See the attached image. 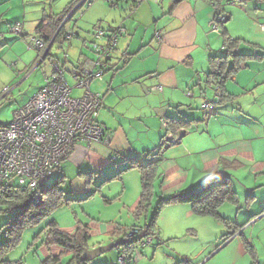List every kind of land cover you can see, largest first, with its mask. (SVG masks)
Returning <instances> with one entry per match:
<instances>
[{
  "label": "crops",
  "instance_id": "1",
  "mask_svg": "<svg viewBox=\"0 0 264 264\" xmlns=\"http://www.w3.org/2000/svg\"><path fill=\"white\" fill-rule=\"evenodd\" d=\"M70 1L68 0L67 3ZM132 1H119L117 5L110 6H120L119 8L124 13L122 18L118 16L117 12L106 9L103 4H101V9L99 8L92 13L96 6L91 5L89 10L82 15L84 20L81 18L80 23L78 19L74 21L75 24L72 22L70 24L73 25L72 37L74 36L73 39L77 38L78 40L77 60H80L81 63L79 67H82L87 61L94 60L89 59L90 56L85 52L86 45H89V43L82 42L88 41V38L80 36V31L85 32L87 35L91 34L92 40H94L92 34L98 28L108 31L120 27L122 33L111 56L110 67L101 80L92 81L91 84L96 83V86L93 91L90 89L91 92L100 94L102 97L101 105L97 111V122L102 127L105 137L102 142H94L89 146L85 143L75 145L68 158L69 161L76 164L80 169L84 164L88 165L90 168L80 173H92L93 175L95 172V176L99 174L104 180L122 172L131 171L132 169H126L125 165L127 166V163L120 169L111 171H104L103 169L119 158L122 162L130 159H137L141 163L152 161L150 156L145 155L153 151L157 152L159 145H161L165 132L161 119H183L189 120L190 123L179 130L180 133H183L180 141L161 150V162L157 169L158 182L155 184V189L156 185H159L161 193L158 194H161L160 196H172L186 193L209 181L213 172L226 173L231 179L230 174H228L230 169H236L242 167L245 162L251 163L254 161L252 156L253 144H251V139L240 140L238 135L229 134L225 137L227 129L230 131L237 129L241 125L239 120L245 121L248 116L238 104L236 107L233 105L235 103L234 99L238 96L235 93L234 85L231 83L242 84L238 81V73L230 77L218 90L207 84L209 59L222 56L223 40L221 43L219 40L222 38L218 40L221 32L218 33L220 36H217L210 31V23L216 5L213 6L207 0H181L179 2H175V0H135L134 5ZM247 1L249 0H224L219 5L227 15L229 6H223L224 3L232 2L233 7L235 4L246 5L247 8L250 3ZM50 4L51 2L48 3V11H51ZM60 12L55 11L52 13L58 14ZM101 13H104V15H100ZM230 16L228 14V21ZM16 22L23 24H21L22 32L27 36L23 29L25 24L21 20H16L11 24V27ZM225 24L223 28L227 35L232 39L242 41L237 49L238 53L243 55L257 53V51L251 53V43L241 38L244 36L242 32L238 33L239 37H234L230 26L228 27ZM156 33H159L158 38ZM100 42L99 44H104V40ZM242 45L247 46L250 51H242ZM255 47L257 48V46ZM64 58L63 64L56 60V64H59L58 66H60L62 72L66 65V59H68L67 54ZM78 69L74 71L77 72ZM249 86L246 85L244 88H250ZM155 88H160V90H155ZM216 93H219V102L221 100L220 94H223L224 98L221 103H217L218 101L215 100ZM212 94L213 101H209L208 98ZM198 100H201L202 105L206 102L211 103L212 115L208 116L205 110L203 111V118L199 117L198 111L193 110L195 109L193 104L197 106ZM123 104H126V106L123 107ZM116 105H118V109ZM120 105L121 107H119ZM185 108L187 112L190 111V114L184 115ZM217 108H221V110L215 114ZM129 113H133V116L129 117ZM115 114L123 116L125 121L139 120L141 126L137 129H140V131L137 133L132 132V134L131 128H128L124 122L114 125L112 117ZM221 114L228 116V118L218 120L222 117ZM211 125L213 128H211ZM192 126H196V128L188 131ZM198 126H202V128L197 130ZM136 134H144V138H137ZM107 137L109 141H106ZM113 156H115V160H112ZM61 165H59L54 175H62L66 180L64 174H59ZM77 176L78 179H82L79 175ZM95 178L99 179V177H93V179ZM78 179L72 180L71 183L81 184ZM129 182H134V179H129ZM82 185V192H84L85 182ZM158 199L161 198L157 197L156 201ZM129 200H131L129 207L135 210L137 197L133 195L129 197ZM164 209L161 213H167L168 215L182 211L184 218L187 220L194 216L188 204H173L166 206ZM146 216L147 214L144 217L146 218ZM186 223L189 222H184L181 229H184ZM120 228L117 225L109 229L107 234H109L112 243L119 241L112 233L115 229ZM122 229L126 230L123 227ZM173 229L175 231H172V233L163 232L158 230L156 225L158 242L163 244L176 239L180 231L178 223ZM74 230L64 232L73 234ZM242 235L243 233L240 236ZM161 237H168V239L163 240ZM220 238L217 239L219 241L218 245H220ZM236 238L237 236L218 248V245H216L214 250L204 249V243L198 249L196 259H194L195 257L189 259L184 255L174 253L173 255H166L167 258L158 261L157 264H184L183 260H189V264H205L225 249L223 257L229 264H248V261L242 260L239 255L246 256V254H249L246 249L248 247L254 251L255 255L252 256L251 254V256L256 258L257 247L251 242V236L244 238V243ZM239 244L242 245V248ZM43 247L42 258L44 259L49 255L57 256L61 253L58 247L49 249ZM142 254L140 257L135 255L136 258L133 261L135 264L146 262L143 259L144 257L141 259Z\"/></svg>",
  "mask_w": 264,
  "mask_h": 264
},
{
  "label": "rangeland",
  "instance_id": "2",
  "mask_svg": "<svg viewBox=\"0 0 264 264\" xmlns=\"http://www.w3.org/2000/svg\"><path fill=\"white\" fill-rule=\"evenodd\" d=\"M67 1L0 0V35H2V37L0 36V44H3L0 47V125L10 123L13 118V112L27 103L39 91V88L44 86V74L50 75L52 73V69L47 60L39 67H36L42 56H39V59L36 61L38 52L30 47V43L32 42L31 39L35 37L34 29L40 20L42 11L45 10L47 12L49 9L48 3L51 2L50 9L52 12H60L68 4ZM247 2H250L247 8L246 5L240 6L239 4H235L233 7L232 2L224 3L223 6L229 7L227 9V15L225 12L222 14L225 17L228 14L231 15L230 20L225 25L230 26L234 37H239L238 33L240 32L243 33L244 36L241 38L251 43V53L257 51V54L264 55V1L249 0ZM101 4L105 5L106 9L108 8V10L117 12L119 17L122 18L124 16V13L119 8L120 6L110 7L106 0H88L79 9L73 21L79 19L80 21L78 22L80 23L82 15L89 10L91 5L96 6L92 11L94 13L97 9H101ZM104 13L100 15H104ZM16 20H21L25 24L23 28L27 34L25 40L16 39L17 35L13 34L12 31L10 32L11 24ZM7 28L9 29L7 30ZM71 33L73 35V32ZM215 34L220 36V34ZM79 35L88 38L86 42L89 45H86L87 49H85V52L90 56L89 59H94L95 55L91 51V43L93 41L91 34L87 35L85 32L80 31ZM220 38L222 37H218V40ZM77 42L78 40L75 38L69 43L63 44L61 48H58L57 45L53 46L50 51L51 56L60 64H63L64 57L67 54L68 59H66L63 72L65 80L71 88L76 85L71 73L77 70V54L79 51ZM219 42L221 43L222 39ZM98 43L101 42L99 41ZM242 46V51H250L247 46ZM237 73L238 81L242 84H239V86L234 82H229L234 85L235 93L238 96L234 99L235 103L233 105L236 107L238 104L242 107L243 112L248 114V120H239L241 125L231 131L227 129L225 137L232 134L238 135L240 140L251 139L254 161L251 163L245 162L242 167L229 170L228 174L231 176L232 187L237 192L238 205L224 203L220 206L218 212L221 217L232 220L239 225L249 222L251 216L257 215L253 221H250L241 230L237 231L235 237L237 236L236 239L244 243L243 239L251 236V242L257 247L256 253L261 262L259 263L264 264V59L252 58L245 60L242 62L241 68ZM246 85H250V88H244ZM90 86V89L93 91L96 83ZM79 93V91L74 90L72 96H78ZM99 96L101 97L100 94ZM212 99L213 94L208 100L213 101ZM200 102L201 100H198L197 106L193 104V108H195L193 110H197L199 117L203 118L202 104ZM124 106L126 104H123ZM116 107L118 109V105ZM210 109L206 110L208 115H212L213 113V110ZM186 110L185 108L184 115L190 114V111L187 112ZM220 110L221 108H217L215 114ZM223 114L225 113L223 112ZM128 116H133V113H129ZM112 118L114 125L119 122H124L128 128H131V133L140 131L137 128L141 126V122L137 119L125 121L123 116L117 114ZM225 118L227 119L228 116L222 115L218 120H225ZM142 122L144 121L142 120ZM195 128L196 126H192L188 131ZM200 128L202 126H198L197 130ZM211 128H213L212 125ZM143 135L136 134L137 138H144ZM121 162L122 160L119 158L116 162H111L103 170L111 171L120 169L125 165L120 164ZM61 164L59 174L66 176L65 183L61 185V188L64 190L65 199L67 198L69 202L56 209L39 224L27 227L21 235L19 244L10 253L5 255L4 258L6 260L17 261L22 259L24 264H40L44 259L42 258V248H44L42 245L44 238L42 230L48 222L53 220L56 221L59 229L65 232L73 231L77 222L87 225L91 235L89 250L94 249L92 247L97 248L109 245L112 243L109 234H107L110 228L119 225L129 232L133 226L144 227L150 221L153 207L156 204V198H169V195L160 196L161 194H158L161 192L157 184L154 191L156 195L151 202L146 218L141 216L139 220H136L133 214L135 210L129 207L131 202L129 197L133 195L137 197L138 204L141 193L140 175L136 169L119 174L120 180L117 178L108 182H103L104 179L99 174L95 176L96 174L94 172L92 176L99 177V179L95 178L89 185H84L85 191L82 192V183L84 184L85 179L84 177L78 179L79 177L77 175L80 172H85L90 167L84 164L80 169L76 164L70 162L69 159ZM213 175H216V177ZM55 177L52 178L51 183ZM219 177H223L222 172L211 173V178ZM131 178L134 179V182L128 183ZM77 179L81 181V184L71 183L72 180ZM88 194L90 196L86 198L85 196ZM250 194L255 199H253L252 204L251 200L248 201L246 197ZM106 199L110 200V202L106 201ZM5 209L6 206L0 204V243L5 239L4 225L10 217L8 213L4 212ZM186 221L189 223H186L184 229H181ZM177 223L180 229L178 232L179 236L163 244L158 242V236H156L157 238L154 236L150 245H147L145 249L139 250L140 254L143 253L141 259L144 257L143 259L146 260V262L140 264H157L158 261L166 259V255H173L174 253L184 255L189 259L190 257H195L194 259H196V253L204 243V249L214 250V247L219 244L217 239L225 231L232 232V230L227 228L224 230L225 228L221 221L215 217L194 215L190 220H187L184 218L182 211L172 215L161 213L156 225L158 230L172 233V231H175L173 228ZM241 233H243L242 236L239 235ZM37 234L40 236L39 239H34ZM161 238L163 240L168 239V237ZM239 245L240 247L242 246L241 244ZM225 250L215 255L205 264H229L223 257ZM257 256L253 258L250 253L246 254V256L239 255L242 260L245 259L248 261V264L257 261ZM67 259L68 257H63L62 262L65 263ZM116 259L117 249H112L95 258L90 264H116Z\"/></svg>",
  "mask_w": 264,
  "mask_h": 264
},
{
  "label": "trees",
  "instance_id": "3",
  "mask_svg": "<svg viewBox=\"0 0 264 264\" xmlns=\"http://www.w3.org/2000/svg\"><path fill=\"white\" fill-rule=\"evenodd\" d=\"M88 0H71L63 9L62 12L54 14L51 11H43L41 18L38 24L35 26V39L40 40L43 43V47L37 50L38 55L43 57L41 62L38 61L36 67H39L46 60L49 62L52 71L53 70V61L57 62L50 54V51L53 46L57 45L58 48L65 43H69L72 38V26L73 19L75 14L79 11V7L85 4ZM110 6L117 5L118 2H128V0H114V2H109L106 0ZM213 6L219 8L221 13L224 11L221 8V2L224 0H207ZM133 5L136 3L135 0L132 1ZM220 4V5H219ZM76 10V13L71 16V18L66 19V17L71 14V11ZM66 19V20H65ZM229 17H226V21L222 23L219 27V33L221 32V37L223 40L222 45V56L212 57L208 61L209 72L207 74V84L213 89H219L223 84L230 79L238 70L241 68L242 62L248 59H264V55H259L256 52L251 55H243L238 53L239 45L242 43L239 39H232L229 37L224 30V24L228 21ZM16 24H22L21 22H16L10 29V32ZM98 30H103L98 28ZM114 30V29H113ZM113 30H103L104 32H112ZM17 35L16 39L25 40L26 35L22 32V25L19 33H13ZM95 34V33H94ZM94 34H92L94 36ZM2 37V35H0ZM121 36V35H120ZM74 37V36H73ZM15 40V39H14ZM102 40H97L94 37L92 43H98ZM7 43L6 40H4ZM86 41L82 42L85 43ZM3 44H0V47ZM6 45V44H5ZM115 48L113 49V51ZM112 51V54H113ZM111 54V56H112ZM37 55V56H38ZM37 57L36 61L39 59ZM80 60H77V67L80 66ZM59 65V64H58ZM80 68V67H79ZM107 71V70H106ZM105 71V72H106ZM104 72V74H105ZM75 72H72L73 74ZM104 76V75H103ZM221 100L217 103H221L223 94L221 93ZM209 116V115H208ZM165 125L164 135L161 140V145H159L157 152L153 151L148 153L145 156H150L152 161L147 163H141L137 159H130L123 161L120 164L127 163L126 169H136L140 175V187L141 193L139 197L138 204L134 211V217L136 220H139L141 216H145L151 206V202L155 196V183L158 182L157 169L159 163L161 162V150L168 148L172 144H177L180 141L183 133L179 130L183 129L189 125V120L183 119H169L163 120ZM163 125V124H162ZM171 134L170 139H174L176 136L178 139L174 143L172 140H168L170 144L168 145L164 138ZM112 160H115V156L112 157ZM57 170V169H56ZM55 170V171H56ZM55 173V172H54ZM80 178L84 177L85 185H89L93 180L92 173H79ZM55 177L54 181L51 183L52 178ZM119 178V174L106 178L103 182L112 181ZM65 178L62 175H53L50 180L39 184L36 191H27L21 190L17 187L11 188L10 190L4 192L0 195V204L6 206L4 210L5 213H8L10 217L8 218L7 223L4 225V235L5 239L0 243V264H24L23 260L10 261L6 260L4 257L6 254L10 253L20 242L21 235L23 231L29 226H35L39 224L43 219L48 217L56 209L67 204L69 200L65 199L64 190L61 188V185L65 182ZM90 195H86L88 198ZM254 199L253 195H248L247 200L251 203ZM110 202L109 200H107ZM224 203H230L238 205V196L237 192L233 189L231 184V179L227 176L226 173L223 174V177L211 178L209 181L204 182L195 189H192L186 193L174 194L169 196L166 199H158L155 206L153 207L152 216L148 224H146L145 230L147 235L156 234V223L161 211L169 205L172 204H188L191 207V210L194 215L198 216H211L219 219L222 225L232 230V232H225L220 238V247L227 244L232 238L235 237L236 232L241 230L246 226L250 221H253L257 215L251 216L249 222L244 224H237L232 220L226 219L219 215V208ZM132 228H140L133 226ZM1 231V230H0ZM44 233V238L42 240V245L46 248L58 247L61 250V253L57 256L49 255L40 264H90L87 262H81L80 256L83 253L84 249H89V241L91 236L89 233L88 226L77 222L75 225V230L73 234H68L59 229L56 221H50L46 224L42 230ZM127 230L115 229L112 233L116 239L119 241H124L123 245L117 247V258L121 254H125L129 259L132 257L134 250L137 247L139 239L137 237H131L126 239ZM37 234L34 239H39L40 236ZM241 235V234H240ZM93 248V247H92ZM247 251L253 255L254 251L252 248H246ZM63 257H68L65 263L62 262ZM255 258V257H254ZM117 261V259H116ZM184 264H189V260H184ZM129 264V263H128ZM251 264H259L258 261H254Z\"/></svg>",
  "mask_w": 264,
  "mask_h": 264
},
{
  "label": "built area",
  "instance_id": "4",
  "mask_svg": "<svg viewBox=\"0 0 264 264\" xmlns=\"http://www.w3.org/2000/svg\"><path fill=\"white\" fill-rule=\"evenodd\" d=\"M225 21L226 17L215 7L210 31L218 34ZM20 28L21 25L16 24L12 33H19ZM121 33L120 27L109 33L96 32L95 39L104 40V44H91L95 58L78 69L73 76L76 83L73 88L65 80L60 66L53 61L55 73L45 77L44 86L13 112L10 123L0 125V195L14 187L36 191L39 184L47 182L59 165L70 157L75 145L85 143L89 146L102 139V129L96 122L101 97L91 92L90 85L95 79L100 80L110 67L109 58ZM30 47L40 49L43 43L33 39ZM74 90L80 95L73 97ZM215 98L218 101L219 93ZM210 107L211 103L206 102L201 109L205 111ZM162 124L164 126L165 122ZM171 137L169 133L164 138L168 145ZM173 138L170 139L172 143L179 139ZM141 232L133 228L127 232L126 239L137 237ZM154 236L141 240L130 255L131 259L121 254L116 264H133L135 255L140 257L139 250L150 244Z\"/></svg>",
  "mask_w": 264,
  "mask_h": 264
},
{
  "label": "water",
  "instance_id": "5",
  "mask_svg": "<svg viewBox=\"0 0 264 264\" xmlns=\"http://www.w3.org/2000/svg\"><path fill=\"white\" fill-rule=\"evenodd\" d=\"M181 0H175V2H179ZM74 12L75 10H73L71 12V14H69L66 19L68 18H71V16L74 15ZM65 19V20H66ZM111 58H109V61H110ZM141 237H143V235H141ZM124 243V241H117V242H113L109 245H106V246H100V247H97V248H94V249H84L83 250V253L82 255L80 256V261L81 262H87V263H90L92 262L95 258L99 257L100 255H102L103 253L105 252H108L112 249H116L117 247H120L122 246Z\"/></svg>",
  "mask_w": 264,
  "mask_h": 264
},
{
  "label": "bare ground",
  "instance_id": "6",
  "mask_svg": "<svg viewBox=\"0 0 264 264\" xmlns=\"http://www.w3.org/2000/svg\"><path fill=\"white\" fill-rule=\"evenodd\" d=\"M113 2H114V1H113ZM71 12H72V11H71ZM114 30H115V29H114ZM97 31H98V30H97ZM97 31H95V34H96ZM95 34H94V37H95ZM118 38H119V37H118ZM32 40H33V39H32ZM117 40H118V39H117ZM96 41H97V39H96ZM91 44H92V43H91ZM116 44H117V42H116ZM115 46H116V45H115ZM114 48H115V47H114ZM34 49H35V48H34ZM35 50H39V49H35ZM111 54H112V53H111ZM38 56H39V55H38ZM38 56H37V57H38ZM43 57H44V55H42V57L39 59V62H41V61L43 60ZM110 58H111V55H110ZM54 73H55V72L52 71V74H50V75H45V74H44V79H45V77H49V76L53 75ZM75 74H76V72L73 73L72 76H74ZM103 75H104V74H103ZM63 76H64V73H63ZM64 78H65V77H64ZM96 122H97V118H96ZM97 123H98V122H97ZM98 124H99V123H98ZM99 126H100V125H99ZM100 127H101V126H100ZM101 129H102V127H101ZM102 132H103V137H102V139H101L99 142H102V140H103L104 137H105V136H104V131H103V129H102ZM175 137H176V136H175ZM179 138H180V137H179ZM106 141H109V138H108V137L106 138ZM95 143H96V142H95ZM52 176H53V175H52ZM52 176H51V177H52ZM50 179H51V178H50ZM50 179H49V180H50ZM132 229H133V228H132ZM134 229H139V230L142 231L141 234H140L139 236H137V238L139 239L138 243H140V241L143 240V239H146V238H148V237H151V238L153 237V235H147V234H146L145 227H142V228H141V227H140V228H134ZM141 235H143V237H141ZM152 240H153V239H152ZM151 243H152V242H151ZM151 243H150V244H151ZM150 244H148V245H150ZM137 245H138V244H137ZM146 246H147V245H146ZM146 246H145V247H146ZM145 247H143V248H145ZM143 248H141V249H143Z\"/></svg>",
  "mask_w": 264,
  "mask_h": 264
}]
</instances>
